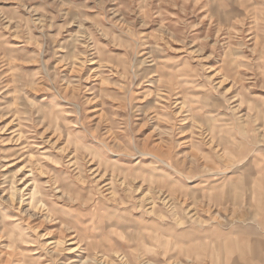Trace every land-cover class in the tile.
<instances>
[{"label": "rangeland", "instance_id": "374dc122", "mask_svg": "<svg viewBox=\"0 0 264 264\" xmlns=\"http://www.w3.org/2000/svg\"><path fill=\"white\" fill-rule=\"evenodd\" d=\"M249 236L264 0H0V264H241Z\"/></svg>", "mask_w": 264, "mask_h": 264}, {"label": "crops", "instance_id": "0c3cea01", "mask_svg": "<svg viewBox=\"0 0 264 264\" xmlns=\"http://www.w3.org/2000/svg\"><path fill=\"white\" fill-rule=\"evenodd\" d=\"M243 239H248V240L250 239L252 241H255L256 244L253 245V244L247 243V244H245L246 245L245 246L243 243H241V246H238V248H236L235 250L238 251L239 260L243 261V263H241V264H252V261H254V258L246 260V262H245L244 256L249 257L250 253H251V255H258L259 252H261V253L264 252V243L263 244L260 243V241H259L260 238H257V237L252 238L249 236L248 238H243ZM239 240L242 241V237H240ZM242 246H244V247H242ZM231 264H239V262L232 259Z\"/></svg>", "mask_w": 264, "mask_h": 264}, {"label": "bare ground", "instance_id": "6f19581e", "mask_svg": "<svg viewBox=\"0 0 264 264\" xmlns=\"http://www.w3.org/2000/svg\"><path fill=\"white\" fill-rule=\"evenodd\" d=\"M157 158V157H156ZM160 161V160H159ZM11 165H12V163H11ZM11 165H9V166H11ZM19 170H22V167L19 169ZM25 172V171H24ZM28 172V171H27ZM38 172V171H37ZM39 173H40V171H39ZM18 174V173H17ZM10 180L12 181V183H15L16 181H17V179H14V175L12 176V177H10ZM55 184V183H54ZM108 186V185H107ZM54 189V188H53ZM14 191L12 192V195H16L15 194V191H17L18 189H16V187H14V189H13ZM57 190V189H56ZM61 190V189H60ZM13 198V197H12ZM9 239H10V237H9ZM12 241V240H11ZM62 243H64L62 240L61 241H58L57 240V242H55V246H54V249H57V247H59V245H62ZM226 247V246H225ZM53 248V247H52ZM75 250H77V247L75 246V247H73V248H70L69 249V251L70 252H73V251H75Z\"/></svg>", "mask_w": 264, "mask_h": 264}]
</instances>
